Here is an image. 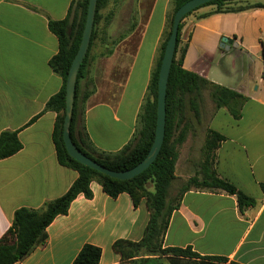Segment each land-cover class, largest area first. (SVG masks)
Wrapping results in <instances>:
<instances>
[{
    "label": "crops",
    "instance_id": "0c3cea01",
    "mask_svg": "<svg viewBox=\"0 0 264 264\" xmlns=\"http://www.w3.org/2000/svg\"><path fill=\"white\" fill-rule=\"evenodd\" d=\"M77 1L0 0V135L18 131L23 145L21 151L0 161V240L12 226L16 210L42 208L65 195L78 178L76 171L58 162L53 138L57 114L45 111L63 86V79L50 65L59 52V40L49 23L67 19ZM122 1L110 0V9L101 15L114 11L108 27L117 32L118 8L127 10L130 6L135 17L127 16L125 23H136V27L110 57L98 58L92 65L89 77L96 91L87 100L84 113L91 143L106 153L121 151L134 137L171 8V0H152L145 16L144 0ZM103 23L104 18L100 25ZM137 34L133 52L125 56L120 52L122 46ZM223 38L232 39L234 44L222 48ZM181 42L187 47L186 70L246 98L239 120L227 108L215 109L212 102L207 129L225 137L217 151L218 175L259 204L241 215L234 196L190 190L170 219L164 248L191 247L201 257L226 260L164 257L163 262L264 264V9L203 20L191 16L184 21ZM123 61L129 65L127 71L122 70ZM122 75L126 78L121 95L112 89L108 98H100L104 91L99 82L115 86ZM86 83L82 81L81 92ZM134 84L138 91L130 101L125 92ZM78 130L79 125L77 136ZM180 150L174 192L195 175L201 162L190 161L185 149ZM90 188L92 198L79 195L69 212L47 228L46 243L16 264H73L85 245L101 249L99 264H131L122 260L113 245L119 240L139 242L143 238L150 219L146 200L135 206L126 193L110 197L97 182ZM149 189L154 190L152 186Z\"/></svg>",
    "mask_w": 264,
    "mask_h": 264
},
{
    "label": "trees",
    "instance_id": "16d2710c",
    "mask_svg": "<svg viewBox=\"0 0 264 264\" xmlns=\"http://www.w3.org/2000/svg\"><path fill=\"white\" fill-rule=\"evenodd\" d=\"M109 1L98 0L90 47L78 74L71 137L75 145L98 164L111 171L124 172L141 163L152 147L157 121L158 79L164 51L171 35L175 13L191 0H171L164 38L151 73L134 137L127 146L116 153H106L96 149L84 126L86 102L96 91L93 80L89 77L92 65L98 58L110 57L115 47L136 27V23H133L124 35L112 42L109 41L107 28L114 17V11H110L105 17L101 15V11L108 6ZM263 1L215 0L192 11L183 19L179 28L177 47L168 82L166 134L163 147L156 161L146 171L128 181L110 178L80 164L68 154L63 141L66 83L72 62L82 41L89 0L75 2L67 19L60 22H50L49 28L59 40V52L51 60L50 65L55 74L63 79V86L60 92L48 101L45 111H52L57 114L53 138L58 162L61 166L76 171L78 178L65 195L47 202L42 208L38 210L20 208L16 210L12 226L0 240V264H16L29 255L34 248L44 245L47 239V228L57 217L69 212L72 202L79 195H84L88 199L92 198L93 194L90 187L93 182L100 184L103 191L110 197L116 198L121 194H128L135 206H138L142 200H146L150 219L143 238L139 242L119 240L113 245L114 250L121 255L123 261L131 264H164V257L225 261L226 259L222 257H201L193 252L191 247L185 249L164 248V238L169 228L170 219L173 213L180 208L184 195L190 190L219 191L234 196L241 215H244L247 209L259 204L256 199L247 196L234 184L218 175L216 171L217 151L222 142L225 141V137L210 129H206L202 160L196 165L195 175L189 178L177 192L173 191L179 150L202 121L205 93H209L215 109L227 108L236 120L241 118V109L246 101L242 94L215 85L183 67L187 47L182 45L181 33L185 19L191 16L195 17L196 20H203L218 14L264 9ZM201 10L204 11L201 12ZM103 18V28L100 29L99 25ZM98 39L100 40V50L94 54ZM83 80H87V83L85 91L81 92ZM22 148L18 131L1 133L0 161L15 155ZM150 185H152L153 191H150ZM261 187L264 191V184ZM101 254L100 248L85 245L73 264H99Z\"/></svg>",
    "mask_w": 264,
    "mask_h": 264
},
{
    "label": "water",
    "instance_id": "95a60500",
    "mask_svg": "<svg viewBox=\"0 0 264 264\" xmlns=\"http://www.w3.org/2000/svg\"><path fill=\"white\" fill-rule=\"evenodd\" d=\"M212 1L215 0H191L184 4L182 7H180L175 13L171 35L167 42L159 71L157 121L155 137L152 147L145 159L137 166L128 171L115 172L107 169L106 167L98 164L96 161L86 156L75 145L71 137V123L73 119L78 74L90 47L97 13L98 0H89L82 41L79 50L72 62L66 83V109L63 125V141L68 154L74 160L110 178L121 181H128L134 179L135 177L139 176L144 171H146L156 161L165 141L167 89L169 76L177 47L180 24L189 13ZM233 44L234 41L232 39L223 38L221 47L225 48L226 46H231Z\"/></svg>",
    "mask_w": 264,
    "mask_h": 264
},
{
    "label": "rangeland",
    "instance_id": "374dc122",
    "mask_svg": "<svg viewBox=\"0 0 264 264\" xmlns=\"http://www.w3.org/2000/svg\"><path fill=\"white\" fill-rule=\"evenodd\" d=\"M120 1H122V0H120ZM143 3H144V7H145L144 8V15L146 16L149 13V11H150V6L152 4V0H144ZM108 9H110V7L108 8V6H107L102 11L108 12ZM118 13H120L119 14L120 15V19H119V25L117 26V28H118L117 32L111 31V27L107 28V31H108L107 35H108V37L110 39L109 41H111V42L113 40L118 39L119 36L124 35L130 29V26H131L130 23H128V25L126 26L125 20L128 19V17L132 16V15H133V18L135 17V14H134L135 10L132 11L130 9V6L128 7L127 10L121 9V7L119 6ZM99 28L102 29L103 26L99 25ZM109 32H110V36H109ZM138 37H139V34H137L135 36V38L130 40L129 43H127L126 45H123L121 50H120V52L121 53L122 52L126 53L125 56H127V53L131 54L133 52L132 51L133 47L137 44ZM99 50H100V40L98 39L96 41L94 53H98ZM128 66H127L126 62L123 61L122 70H126L127 71L128 68H129ZM122 76H120V78H118L115 81V84L117 86L116 85L115 86H113V85L111 86L107 82L100 81L99 83H100L101 89L104 91L103 95L100 96V98H102V99L108 98V93L112 89L115 91V95H117L119 97V95H121V92L123 91L124 80H125L124 78H126L124 76H123V78H121ZM138 82L141 83V81H138ZM112 83H114V82H112ZM137 91L138 90L136 89V84H134L133 87L129 88L128 91L125 92V94L127 95V99H130V101H132L134 99L135 93ZM212 111H213V103H212V100H211V98L209 96V93L206 92L205 93V105H204L203 110H202V119H201L202 121L195 128L194 132L191 133L189 135V137L187 138V140L190 139L188 144L185 145V143H184L183 144L184 146L182 145L180 147L181 150L183 148L185 149V151L187 153V156L188 157L190 156L189 160L192 161V162L196 163L197 161L199 162L200 160H202V148L204 146V141H205V137H206V129L208 128V120H209V117H210ZM150 186H152V185H150Z\"/></svg>",
    "mask_w": 264,
    "mask_h": 264
},
{
    "label": "built area",
    "instance_id": "2783aa9c",
    "mask_svg": "<svg viewBox=\"0 0 264 264\" xmlns=\"http://www.w3.org/2000/svg\"><path fill=\"white\" fill-rule=\"evenodd\" d=\"M264 63V59H263ZM261 82L264 84V65H263V71H262V76H261Z\"/></svg>",
    "mask_w": 264,
    "mask_h": 264
}]
</instances>
